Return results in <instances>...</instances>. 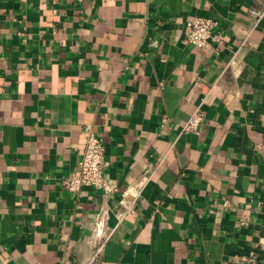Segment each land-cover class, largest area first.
I'll use <instances>...</instances> for the list:
<instances>
[{
	"label": "crops",
	"instance_id": "1",
	"mask_svg": "<svg viewBox=\"0 0 264 264\" xmlns=\"http://www.w3.org/2000/svg\"><path fill=\"white\" fill-rule=\"evenodd\" d=\"M87 130L111 197L60 186ZM0 264H264V0H0Z\"/></svg>",
	"mask_w": 264,
	"mask_h": 264
},
{
	"label": "built area",
	"instance_id": "2",
	"mask_svg": "<svg viewBox=\"0 0 264 264\" xmlns=\"http://www.w3.org/2000/svg\"><path fill=\"white\" fill-rule=\"evenodd\" d=\"M251 13L255 18H260L263 14L262 10L252 9ZM183 40L195 47H203L208 43L220 45L224 42V37L217 30V21L210 17L194 16L186 21L183 30ZM206 95L209 92L207 90ZM204 119V111L198 107L189 116L182 127V132L197 134L199 127ZM165 122V117L162 118ZM105 145L103 140L94 134L91 130H87L85 147L81 158L76 164V169L60 179V186L71 196H76L82 188L89 187L100 190L105 196L111 197L120 192L115 183L108 181L105 175L106 167ZM127 189L121 191L119 200L120 210L118 214L124 215L129 206L125 202V198L129 195ZM132 194V193H131ZM136 196L137 193L132 194ZM108 209H101L97 213L93 221V228L90 234V243L92 247L90 262H94L102 247V240L106 238L112 229L108 224Z\"/></svg>",
	"mask_w": 264,
	"mask_h": 264
}]
</instances>
